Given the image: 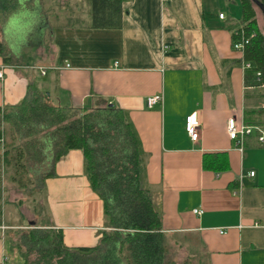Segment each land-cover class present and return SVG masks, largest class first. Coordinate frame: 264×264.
<instances>
[{
  "label": "crops",
  "instance_id": "crops-1",
  "mask_svg": "<svg viewBox=\"0 0 264 264\" xmlns=\"http://www.w3.org/2000/svg\"><path fill=\"white\" fill-rule=\"evenodd\" d=\"M241 13L238 0H123L118 26L94 28L84 0H0V108L37 90L66 106L121 109L167 242L184 236L198 264H264V145L255 132L241 144L227 132L230 118L244 123L245 109L264 103L225 26ZM191 114L196 140L185 129ZM51 171L40 185L50 224L66 246L96 245L105 216L82 151L69 149ZM11 208L0 187V264H24L9 236L34 222Z\"/></svg>",
  "mask_w": 264,
  "mask_h": 264
},
{
  "label": "trees",
  "instance_id": "trees-1",
  "mask_svg": "<svg viewBox=\"0 0 264 264\" xmlns=\"http://www.w3.org/2000/svg\"><path fill=\"white\" fill-rule=\"evenodd\" d=\"M84 1L94 28L120 24L123 0ZM238 1L240 18L225 26L231 31L232 43L241 37L245 40L243 60L250 64L245 70L246 85L260 88L255 73L260 71L264 80V32L257 19V11H261L252 0ZM259 1L264 5V0ZM45 94L29 90L19 103L0 108V127L2 122L10 123L11 133L17 134L21 144L11 147L18 149L19 158L24 149L33 147L32 157L40 165L33 175L40 184L52 174L62 154L81 150L84 174L103 203L105 229L96 245L76 247L66 246L62 231L50 222L13 229L9 238L24 264H192V257L178 262L167 255L168 242L145 182V156L126 113L113 106H53L44 101ZM244 123L264 128V110L245 109ZM258 135L255 132L253 137ZM2 139L0 128L2 163L7 167L14 159Z\"/></svg>",
  "mask_w": 264,
  "mask_h": 264
},
{
  "label": "rangeland",
  "instance_id": "rangeland-1",
  "mask_svg": "<svg viewBox=\"0 0 264 264\" xmlns=\"http://www.w3.org/2000/svg\"><path fill=\"white\" fill-rule=\"evenodd\" d=\"M257 19L261 30L264 32V22L259 11H257ZM44 101L53 106L57 105V102L54 101L50 95L45 94ZM74 113L78 114L80 112L74 111ZM0 128L3 131L2 143L4 146L10 147L12 158L14 159V161L11 159L12 163L8 165L7 168L2 167L1 153L3 150L0 148V187L3 188V196L7 199H12L15 208H17V206L21 207L20 209L23 211L24 217H27L31 222H34V224H48L49 220L47 218L46 209L43 206V193L40 190L41 184L37 181L36 176L33 175L35 172L33 170L40 167V165L34 161V157H32L33 154L31 153L33 152V147L24 149L25 152H23V155L19 158L18 149L14 146V148L11 147V145L21 144V142L16 139L17 134L11 133L10 123H2ZM12 136L14 138H12ZM15 208H11V212L14 213V215H18V210ZM28 225L29 224L24 223L22 228L29 227ZM191 249L187 239L177 234L174 237H170L168 240L167 255L169 259L180 262L189 257ZM194 258L196 259L197 257ZM194 258L192 257V261ZM192 264L198 263L194 260Z\"/></svg>",
  "mask_w": 264,
  "mask_h": 264
},
{
  "label": "built area",
  "instance_id": "built-area-1",
  "mask_svg": "<svg viewBox=\"0 0 264 264\" xmlns=\"http://www.w3.org/2000/svg\"><path fill=\"white\" fill-rule=\"evenodd\" d=\"M219 18L223 19L224 14L220 13ZM244 42L245 40L241 37L239 40L233 43V48L243 52ZM243 66L245 68H248L250 64L248 62L243 61ZM41 72L42 74H44L43 68L41 69ZM261 75L262 74L260 71H256L255 76H256L257 81H259L260 83L259 87L263 89V92H264V80L261 79ZM2 76H3V70L2 68H0V78H2ZM160 98H161L160 95L148 96L145 101L146 106L148 108L153 107L160 100ZM261 108L262 110H264V103L261 104ZM185 129L191 139L196 140L198 138L199 121L193 114L188 115L185 118ZM227 132H228L229 137L232 140L236 141L237 144H241L246 136L252 135L254 132H259L257 139L260 143H264V131L263 130H261L257 126H248V125H245L244 123L238 124L234 118H230L227 121ZM248 175L253 176L254 171H250ZM195 212L200 213V210L197 209L195 210Z\"/></svg>",
  "mask_w": 264,
  "mask_h": 264
},
{
  "label": "water",
  "instance_id": "water-1",
  "mask_svg": "<svg viewBox=\"0 0 264 264\" xmlns=\"http://www.w3.org/2000/svg\"><path fill=\"white\" fill-rule=\"evenodd\" d=\"M253 3L257 5V7L260 9L262 15H263V21H264V5L259 0H252Z\"/></svg>",
  "mask_w": 264,
  "mask_h": 264
}]
</instances>
